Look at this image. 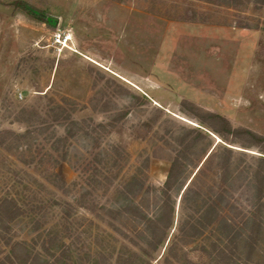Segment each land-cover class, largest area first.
Segmentation results:
<instances>
[{"label": "rangeland", "instance_id": "rangeland-1", "mask_svg": "<svg viewBox=\"0 0 264 264\" xmlns=\"http://www.w3.org/2000/svg\"><path fill=\"white\" fill-rule=\"evenodd\" d=\"M183 101L264 135V0H0V198L37 207L8 231L0 225V264H218L208 258L227 247L218 231L189 241L179 231L191 213L185 190L217 189V154L231 147L238 178L226 215L242 223L255 202L246 168L262 147L214 133L200 141L172 193L173 225L149 255L147 231L117 190L138 175L133 203L158 213L178 138L204 129ZM115 146L126 161L113 184L88 185L92 165L114 175ZM260 233L250 262L237 241L230 264H264ZM8 238L26 241L29 256L17 246L23 257L7 260Z\"/></svg>", "mask_w": 264, "mask_h": 264}, {"label": "trees", "instance_id": "trees-1", "mask_svg": "<svg viewBox=\"0 0 264 264\" xmlns=\"http://www.w3.org/2000/svg\"><path fill=\"white\" fill-rule=\"evenodd\" d=\"M24 9L26 12L32 13L33 16H38V12L34 6L25 5ZM182 105L193 112V116L199 120L204 129L194 127L187 130L186 133H183L178 138V144L180 147L171 160L167 178L161 190L163 203L158 213L149 216L142 212L139 207L133 203L134 198L144 186L143 180L138 175H133V177L117 189L122 199L125 200V210L129 212V215L133 216L135 220L142 222L144 225V231H147V237H145L146 247L143 248L146 255L151 254L152 251L156 250L158 246L164 243L167 233L174 222V201L172 193L174 190L179 191L182 189L184 169L187 161L191 160L190 155L193 152L192 150L198 143H200V141L207 138L209 133L219 135L224 141L232 138L233 142H239L246 146L255 145L260 148L262 147V153L264 154V135H260L247 127H235L232 125L231 121L222 114L205 110L189 101H183ZM71 121L72 125L78 124L74 120ZM28 133L29 130L27 129L24 133L15 134V138L19 140L25 137ZM72 135L73 134L71 133L70 136ZM4 139V136L2 139L0 138V145L6 143ZM214 151L215 148L212 149L211 153ZM65 156L63 158H65ZM107 156L112 160L111 165L116 170L114 175L111 177L105 176L100 168L92 165L90 175H86V178L84 179L88 185H92L93 182H101L103 184L105 182L108 184L107 186H110L113 184V180L117 178L124 162L126 161L125 151L115 146L113 147V152L109 153ZM98 158L99 157L97 156L96 160L101 162L102 159ZM233 159V149L226 145H222L220 153L217 154L216 162V166L221 173L220 184L217 189L214 186H210L208 187V191H204L201 188L187 187L185 195L183 196V200L189 205L188 207L191 210V213H187L186 219H184L179 226V231H181L184 240L186 241L201 236L204 231L208 229L218 231L219 240H225L227 242V247L213 250L214 252H211L209 255L204 251L202 252L204 256L203 259L208 255V258L211 261H217L218 264L231 263L233 257L227 253V250L229 249L232 251L235 248L234 244L236 245L237 241H242L249 247L247 251L248 260L246 261L249 263L252 251L260 239V231L264 228V218L261 211L263 210L262 206L264 205L262 201L264 197V155H260L256 158V164L254 166H248L246 168L248 176L247 185H249L253 191L255 202L245 220L239 224L235 221L234 217L229 218L226 215L228 211L233 210L234 208L230 199V194L234 186V181L238 178V175H236L238 165ZM88 170L90 169H83L81 171L83 174L82 176H84ZM99 174H102V176L104 175L102 181L99 180ZM56 176L54 182L59 185L58 180H60L59 182H63V180L60 179L59 175ZM105 189L107 190V188ZM88 194L91 195V192L86 191L80 197V202L84 207H86L84 201L85 196ZM36 208L37 207L34 205L29 208L24 207L15 198L4 196L0 198V225L8 231L10 224L14 220L21 216H26L29 212L35 211ZM26 243L27 242L24 240L10 242V239L8 238L5 244L10 245L11 253L9 252L5 255V258L10 262H13L12 258H22L23 255L19 256L17 246H22L24 249L23 254L29 256ZM47 251H50V249L47 248ZM201 257L197 258L195 263L198 264L202 260ZM187 258L189 259L188 256ZM44 261L46 264H54L47 259Z\"/></svg>", "mask_w": 264, "mask_h": 264}, {"label": "water", "instance_id": "water-1", "mask_svg": "<svg viewBox=\"0 0 264 264\" xmlns=\"http://www.w3.org/2000/svg\"><path fill=\"white\" fill-rule=\"evenodd\" d=\"M51 20V19H50Z\"/></svg>", "mask_w": 264, "mask_h": 264}]
</instances>
